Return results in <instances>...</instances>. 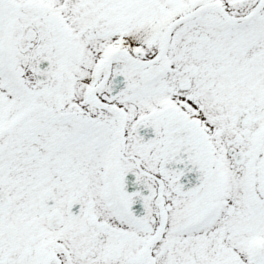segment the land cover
<instances>
[{"label": "snow or ice", "instance_id": "6c2138e0", "mask_svg": "<svg viewBox=\"0 0 264 264\" xmlns=\"http://www.w3.org/2000/svg\"><path fill=\"white\" fill-rule=\"evenodd\" d=\"M0 264H264V0H0Z\"/></svg>", "mask_w": 264, "mask_h": 264}]
</instances>
